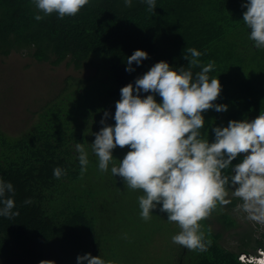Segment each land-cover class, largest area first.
Segmentation results:
<instances>
[{"label": "trees", "instance_id": "trees-1", "mask_svg": "<svg viewBox=\"0 0 264 264\" xmlns=\"http://www.w3.org/2000/svg\"><path fill=\"white\" fill-rule=\"evenodd\" d=\"M246 2L156 0V9L148 12L142 0H133L131 8L125 7L124 0H90L74 17L60 19L54 13L36 21L31 0H0L1 56L26 52L39 63L54 67L65 63L78 71L92 61L99 63L97 79L68 81L66 92L43 107L29 131L11 137L0 129V178L13 184L14 211L20 213L12 219L0 217V264H40L42 260L77 264V257L88 253L106 261L117 257V264L125 261L129 252L119 242L122 232L146 227L131 219L130 203L98 197L100 189L85 182L88 170L81 177L75 144L86 146L89 161L94 154L89 137L77 125V116L88 120L107 110L115 123V104L122 87L134 84L161 61L186 67L184 51L195 48L202 53L203 65L215 61L209 77L220 79L222 91L214 104L228 106L227 112L210 109L203 113L201 131L209 141L214 142V127L258 117L264 110V49L254 47L250 29L242 21ZM136 50L147 52L149 59L139 66L134 63L135 71L129 73L126 60ZM200 70L197 67L193 72ZM94 93L101 103L83 107L70 101L86 102ZM156 99L162 102L159 96ZM242 159L243 154L233 166ZM57 167L67 175L55 178ZM109 180L111 184L114 179ZM27 199L33 202L24 204ZM236 204L234 199L231 205ZM219 219L228 228L236 225L227 215ZM202 229L213 241L209 250L185 253L182 248L175 264H239L240 253H249L245 247L240 251L226 248L223 232L213 231L208 220L202 221ZM243 245L248 248L252 240ZM263 247L264 235L256 239L254 248Z\"/></svg>", "mask_w": 264, "mask_h": 264}, {"label": "clouds", "instance_id": "clouds-1", "mask_svg": "<svg viewBox=\"0 0 264 264\" xmlns=\"http://www.w3.org/2000/svg\"><path fill=\"white\" fill-rule=\"evenodd\" d=\"M31 2L36 9L34 19L41 21L54 13L60 19L74 17L90 0ZM142 2L148 12L156 9V0ZM124 5L131 8L133 0H124ZM242 7L246 9L242 21L250 29L249 39L256 49H264V0H247ZM201 56L197 49L186 48V67H172L161 61L134 84L122 87L115 104V125L107 123L111 114L102 110V128L90 145L101 173H107L112 164L111 174L122 178L126 188L142 191L138 197L141 219L149 221L154 210L166 213L167 221L180 229L172 236V242L204 253L213 241L206 238L202 221L218 206L230 204V195L241 201L234 211L243 212L248 221L264 226V110L253 120H232L226 127H214L215 139L210 142L201 131L205 127L203 113L210 109L227 112L228 106L214 104L222 91L221 82L209 77L215 61L203 65ZM147 59V52L136 50L127 57L126 71L134 72L132 65L139 66ZM197 67L201 70L194 73ZM157 96L162 102H157ZM117 147L130 149L118 165L113 157ZM75 150L82 177L88 170L89 152L80 142L75 144ZM241 154L242 161L233 166ZM53 175L60 179L67 171L57 167ZM14 196L13 184L0 178V217L12 219L20 215L14 211ZM32 202L27 199L24 204ZM238 259L239 264H264V247L256 249V254H240ZM40 264L55 261L42 260ZM77 264L115 261L88 253L78 256Z\"/></svg>", "mask_w": 264, "mask_h": 264}, {"label": "rangeland", "instance_id": "rangeland-1", "mask_svg": "<svg viewBox=\"0 0 264 264\" xmlns=\"http://www.w3.org/2000/svg\"><path fill=\"white\" fill-rule=\"evenodd\" d=\"M99 56L94 55V57ZM98 64V61H92L78 71L65 63L58 67L49 63H39L26 52H14L9 57L0 55V129L11 137L23 135L39 121V112L43 107L49 103H54L59 96L66 92L68 81L97 79L95 76L97 77ZM68 91L72 90L69 88ZM100 99L99 94L94 93L86 102L84 100L79 102L77 99L70 101L71 103H81L85 107L90 104L101 103ZM70 101L68 105L71 104ZM102 119L103 116H95L83 120L77 116V125L81 132L84 130L82 133L86 132L89 137V145L94 142V134L101 130L100 121ZM253 119L255 118L252 117L249 120ZM107 123L112 126L115 125L109 119ZM223 127L225 126L223 125ZM129 150V148L121 149L119 147L114 149V163L118 165V160H122ZM111 166L112 164L109 165L107 173H101L98 168L97 157L92 156L88 165V173L85 175V182L90 183L95 190L100 189L98 197L116 198L122 204L126 202L127 205L130 203L129 211L133 213L131 219L143 223L146 227L129 229V234L122 232L119 242L124 248H128L129 253L128 257L122 260L125 261L119 264H129V261L130 264H175L176 255L182 248L186 251L185 253L190 251L172 242V236L180 231L178 225L169 223L167 214L161 213L159 210H154L149 221L145 222L141 219L138 197L143 194L142 191L126 188L122 178L111 174ZM111 177L114 179L113 183L108 184ZM228 199L231 201L235 199L237 204L241 202L231 195ZM100 200L102 201V199ZM134 207L135 210H132ZM235 207L236 205L232 206L231 203L218 206L207 219L209 226L215 232H223L222 243L226 248L232 251H240L246 248L250 254H256L254 246L256 239H262L264 226L248 221L243 212L234 211ZM223 214L228 216V220H234L236 225L231 228L226 227L219 219ZM132 232L134 234H131ZM114 239L117 241V235ZM251 240L252 245L248 248L243 245L245 241L251 242ZM113 261L117 264V257Z\"/></svg>", "mask_w": 264, "mask_h": 264}]
</instances>
